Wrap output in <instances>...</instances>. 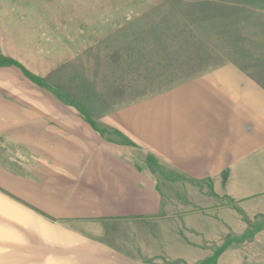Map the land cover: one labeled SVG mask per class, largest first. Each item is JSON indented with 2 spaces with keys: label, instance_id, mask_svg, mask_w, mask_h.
<instances>
[{
  "label": "rangeland",
  "instance_id": "374dc122",
  "mask_svg": "<svg viewBox=\"0 0 264 264\" xmlns=\"http://www.w3.org/2000/svg\"><path fill=\"white\" fill-rule=\"evenodd\" d=\"M241 27L250 38L264 29V0H0V63L12 59L22 66L0 64V264H48L75 255L67 219L45 213L66 208L67 185L50 183V173L61 170V161L128 154L103 153L96 145L39 151L33 139L43 126L33 124L32 115H87L92 127L113 128L131 115H171L177 107L196 120V77L218 62L262 63L252 62L254 55H216L211 47L224 41L199 37L208 29L233 33L235 47ZM75 127L83 141L95 142ZM171 170L201 192L212 191L208 176L196 177L205 169ZM235 188L234 199L242 195ZM216 191L223 193L225 185L216 184ZM259 191L218 207L216 223L227 225L226 216L234 230L219 233L199 264H264ZM79 202L67 203L74 208Z\"/></svg>",
  "mask_w": 264,
  "mask_h": 264
},
{
  "label": "crops",
  "instance_id": "0c3cea01",
  "mask_svg": "<svg viewBox=\"0 0 264 264\" xmlns=\"http://www.w3.org/2000/svg\"><path fill=\"white\" fill-rule=\"evenodd\" d=\"M240 29L235 47L233 33L208 29L199 37L224 41L221 48L211 47L216 55H254L252 62L262 63L218 62L196 77V120L179 115L177 107L171 115H131L113 128H94L87 115H32L33 124L43 126L33 139L39 151L75 152L77 145H96L103 153H128L124 159L110 155L57 163L61 170L51 172L49 182L67 185L66 208L45 213L67 219L64 228L76 239L70 241L75 255L48 264H199L211 255L219 233L234 230L224 214L227 225L216 223L217 210L264 187V29H254L251 38ZM75 126L95 142L83 141ZM185 166L205 169L196 177L208 176L212 191L201 192L171 170ZM220 183L223 193L216 191ZM234 188L242 194L236 199ZM69 200L80 202L70 208Z\"/></svg>",
  "mask_w": 264,
  "mask_h": 264
},
{
  "label": "trees",
  "instance_id": "16d2710c",
  "mask_svg": "<svg viewBox=\"0 0 264 264\" xmlns=\"http://www.w3.org/2000/svg\"><path fill=\"white\" fill-rule=\"evenodd\" d=\"M2 63L0 64H14V65H18L19 67H22L19 63H17L16 61L12 60V59H1ZM29 77V76H28Z\"/></svg>",
  "mask_w": 264,
  "mask_h": 264
}]
</instances>
